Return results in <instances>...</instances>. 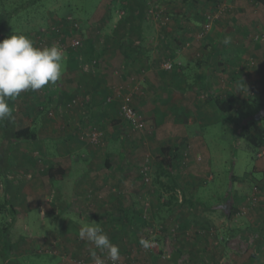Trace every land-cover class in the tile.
Instances as JSON below:
<instances>
[{"label": "rangeland", "instance_id": "obj_1", "mask_svg": "<svg viewBox=\"0 0 264 264\" xmlns=\"http://www.w3.org/2000/svg\"><path fill=\"white\" fill-rule=\"evenodd\" d=\"M6 1L13 7L22 2ZM36 1L13 17L10 33L6 37L23 34L37 47H50L44 41V34L46 29L54 30L60 37H55L52 45L63 48L66 55L70 52L68 47L72 41L82 39L72 31L79 24L92 25L89 21L98 14L100 16L93 27L101 25L105 32L108 25L105 19L109 13L112 14L115 4L114 0ZM125 2L127 9L126 6L118 8L112 23H130L134 29L130 34L120 32L124 35L118 38L124 43L130 39L136 42L134 37L141 32L138 31L140 25L145 29L142 35L149 40V46L159 41L160 58L158 65L144 63L138 68L139 75H151L154 83L142 82L141 79L133 83L138 87L137 90L133 86L138 91L136 94L125 87L120 91L122 96L133 93V100L137 95L138 101L144 98L148 102L144 108L153 117L150 119L147 113H141L146 126L140 131L132 130L122 116L124 122L117 120L114 124L106 119L107 123L98 126L101 131L91 129L90 133L96 130L102 134L101 144L97 146L103 153L102 164L97 163L99 167H103L108 154L113 160L111 168L104 166L98 172L113 173L111 177L115 174L116 177L113 186L103 180L102 186L96 188L98 191L95 194L99 195L102 206L99 209H82L85 221L78 211L71 208L69 200H66L69 208L65 211L59 210L58 206L55 210L51 208L50 204H57V193L53 196L48 194L51 202L44 198H37L31 204L26 202V208H33L28 218L17 217V206L11 203L13 194L8 192L9 189L13 192L9 186L14 184L10 182L14 176L7 172L0 175V201L7 199L15 210L14 214L9 206L4 212L0 209V221L10 223L13 218L17 219L15 228L11 230V240L17 244L14 262L26 264L33 259L35 262L29 264L95 263L87 256L73 257L69 262L62 257L60 248L53 246L56 250L54 255L38 244L39 238L43 237L47 243L53 235L61 239L63 229L67 228L63 224L73 221L80 230L84 225L101 227L120 249L118 264H195L191 262L193 258L198 259L197 264H264V148H252L243 128L256 113L264 88V0ZM120 14L124 15L121 17ZM208 16L212 19L207 27L205 20ZM68 17L70 26L67 29ZM63 27L65 29L61 30ZM226 35L231 37L229 45L222 43ZM106 41V38L104 41L100 39V47ZM207 44L208 47L205 46ZM188 54L191 62L182 65L185 67L183 80H173L166 88L168 90H162V82L170 80V71L178 64L179 58L183 56L186 59ZM166 64L172 65V69L167 70ZM160 72L162 74L157 78L155 74ZM133 78L135 80L136 76ZM188 85L193 87L192 93ZM56 86L61 88L58 82ZM159 89L171 96L166 94L161 97ZM197 92L201 94L195 96ZM40 93L41 90H29L16 98V127L29 122L26 115L29 116V110L34 108L30 98L38 104V111L43 112L41 116L47 113L54 115L53 109L47 112L46 106L43 110L40 108ZM222 95L233 106L227 114L213 105V97ZM120 100L119 106L117 104L119 113ZM113 102L114 99L107 101ZM164 147L170 148V156L175 160L174 174L180 184L176 191H162L155 183L156 160L163 154ZM18 160L22 164L24 156ZM109 179L111 182L112 178ZM166 182L171 181L166 179ZM60 183H53L55 189L60 188ZM68 187L73 194L74 189L71 185ZM182 189L195 202L199 200L204 205L192 207L182 201L170 204L168 199L171 195L180 198ZM22 209H25L24 206L19 208ZM132 211H136L132 214L136 223H124L126 213ZM42 214H46L44 222L40 220L39 215ZM88 215L92 218L89 219ZM24 220H28L30 225H24ZM75 229V226L69 227L70 234H75ZM23 237L31 241L33 252L39 256L29 257L30 244L25 243ZM141 237L154 238V247L142 248L139 244ZM33 238L34 242L30 240ZM89 248V243L84 241V250L89 253ZM6 262L0 254V264ZM105 264H111V261L106 260Z\"/></svg>", "mask_w": 264, "mask_h": 264}, {"label": "crops", "instance_id": "obj_2", "mask_svg": "<svg viewBox=\"0 0 264 264\" xmlns=\"http://www.w3.org/2000/svg\"><path fill=\"white\" fill-rule=\"evenodd\" d=\"M99 16L100 15L97 14V16L92 17L89 21V24L92 25L86 26L84 24H79V26L72 31L73 34H76V37L80 36L82 40L85 41V46L76 52L67 53L64 71L60 79L63 82H60V80L58 81L61 88L56 86L57 83L55 85L50 83L48 91L40 89L42 93V95L41 93L38 95L40 108L42 109L46 106V111L53 109L54 115L50 116L47 113L41 116L43 112L38 111V104L34 101V98L29 99L34 108L29 110V116L26 115L27 113L24 111V115L27 116L26 119H29V122L27 121L23 127L29 126L35 129L38 134V140L36 142H11L9 155L12 164L9 165V163H7V167H9L5 173H12L14 176V179L10 181L11 183L14 182V184L9 186L13 189L14 193L11 189H9L8 192L13 194V198L10 200L12 204L17 206V217L23 216L28 218L29 211L33 208H26V202L31 204L33 201H36L37 198H44L45 201L51 202V198H47L48 194L51 193L53 196L54 193H57V204H50L51 208L55 210L57 208L56 206H58L59 210L65 211L69 208V204L66 203V200H69L71 208L78 211V215H80L85 221L84 213L82 212L81 214L82 209H99V206H102L101 202L98 200L99 195L95 194V191H98L96 188L102 186L103 180L108 182V185L113 186L115 183L116 174L111 177L113 173L98 172L99 170H103L108 160H110L109 163L113 166V160L111 159L110 154L105 156L107 159H105L103 167L100 168L97 163L100 162V164H102L101 160L103 158V153L101 149L100 151L97 149V146L101 143L92 142L87 134L90 133L91 129H99V127L102 126V123L108 122L107 120L114 124L118 122L117 120L124 122L121 119L119 107L117 108V104L119 106L118 101L122 98V92L120 90L125 87L126 89L129 88V90L135 91L133 86H136L133 83H137V81H141V79L142 82L145 80L151 83L155 82L151 75H139L138 68L144 63L158 65L160 58L158 48L160 47V43L157 41L149 46V40H145V36L142 35L145 29L143 30L140 25H138V31L141 32L137 37H134L136 42L130 39V41L127 40L124 43V41L120 40L118 36L120 37L124 35L119 34L120 32H127L128 34L132 33L134 28L129 25L130 23L118 22V25L115 23L109 31L111 32L109 35H107L106 31L101 32L100 34H95L92 29L96 27H93V25L96 24ZM120 16L122 17L123 14H120ZM66 23V28L68 29L70 26L69 17ZM62 29L64 30L65 27ZM104 38H106L107 41L103 44V47H100L101 43L99 41L100 39L104 41ZM148 48L151 50L147 51ZM72 55L75 57H72ZM95 58L99 64L93 71H91V73L82 70L80 60L88 61ZM189 58V54L186 55V59L183 56L179 58L180 61L178 60L177 65L181 67L180 71L177 73H175L176 70L174 69L170 71V80H168V82H172L173 80H183L185 77V67H182V65H188L191 62ZM201 62L202 61H200V63ZM86 63L87 62H81L83 67ZM144 73L146 72L144 71ZM161 74L162 72L155 75L159 78V75ZM134 76H136L135 80H133ZM208 78L209 77H207V79ZM212 82H214L213 79ZM63 84L64 88H62ZM164 84L165 83L162 82L161 85ZM136 88L138 90V87ZM166 88L167 87L162 86L161 89L168 90ZM161 89L158 90L161 97H164L166 94L168 95V93H161ZM189 91L192 93L193 89L191 88ZM137 92L135 91L134 93L136 94ZM200 94V92H197L195 96ZM109 96L114 99L113 103H107V97ZM16 98L12 101L15 126L18 124V120L14 116V102ZM74 98L78 99L77 103H72V99ZM136 98L134 99V105L137 110L140 111V113H147L144 106L148 104V102L144 101L145 99L143 97L141 101H138ZM179 106H181V103ZM185 107L190 108L188 106ZM32 111L33 113H31ZM147 117H150L151 119L153 116L147 113ZM99 130L101 131V129ZM105 136L106 134H104V138ZM21 147H23V149ZM22 156H24L25 160H22L21 164L18 162V159ZM54 163L60 164L66 170L64 179L60 181L59 189H55L53 186V183L55 182L50 178L48 173H46L47 169L52 167ZM35 165H37V169L35 168V170L31 171ZM42 166L44 167V170H42ZM22 168L25 170H21ZM39 169L41 171H39ZM109 178H112L111 182ZM73 183H75L74 187ZM68 185H71V188L74 189L73 194L69 190ZM16 194L18 195V198L16 197ZM21 196L25 197L20 198ZM19 202L22 204H19ZM23 206L25 211L23 209L22 211L19 210V208ZM39 216L40 220L44 222L46 214ZM87 217L91 219L92 215H88ZM15 222L17 223V219ZM23 224L30 225L28 220H24ZM63 225L67 226V228L63 229L64 231L60 235L61 239H58V236H55L52 233L53 236H51V240H48V243L47 239L43 237V239L39 238L40 241H38V244L43 245L44 248H46L47 253H53L54 255H56V250L53 246L60 248L62 257L69 260V262L73 257H90L89 253L84 250V241L79 238L80 229L78 226H76L73 221H67ZM71 226L76 227L75 234H70L69 227ZM30 240H33L34 242L35 239L33 238ZM12 241L14 247L17 248V244H15L14 240ZM23 241L30 244V258L33 256H39L38 253L33 252L34 247L31 246V241H29V239L23 237ZM30 260L25 263L29 264L30 262H35L33 259ZM197 261L198 259L194 258L191 260V262H195V264H197Z\"/></svg>", "mask_w": 264, "mask_h": 264}, {"label": "trees", "instance_id": "obj_3", "mask_svg": "<svg viewBox=\"0 0 264 264\" xmlns=\"http://www.w3.org/2000/svg\"><path fill=\"white\" fill-rule=\"evenodd\" d=\"M35 1L36 0H22L20 4L15 5V7H13L10 4H8L6 0H0V40H3L4 38H6V36L10 33V30H11L10 26H11L13 17L16 14H18L21 10L28 9L30 5L37 2ZM190 1H193V0H190ZM114 3H115L114 9L111 10L112 14L111 15L109 14L110 18L107 17V19H105V21H107L108 23V25L105 26V31L107 35L111 33L109 31L112 29V26L115 24L112 22H113V18L116 15L118 8L120 7L123 8L126 6V9H127V4L125 0H114ZM113 11H115V14L113 13ZM207 20L208 19L205 20V23H207ZM142 22H143V19H142ZM99 23H102V22H99ZM108 27H109V31H107ZM54 28H57V27H54ZM46 30H47V33L44 34V36H46L44 37V41H46L49 46H52L53 39L57 36L60 37V35L57 31L50 30V29L49 30L46 29ZM61 30L63 29L61 28ZM102 30H103V26L101 25H98L92 29L93 33L95 34H100L101 32H103ZM78 39L80 41V45L74 46L73 42ZM75 40H73L70 47H68V50L70 52L77 51L79 49H82L83 46H85V41H83L82 39L77 38ZM205 46L208 47L209 44ZM150 50L151 49L148 48L147 51H150ZM94 61H97L96 58L93 60H88V61L80 60V66L82 70H84L87 73L89 72L91 73V71H93L95 67L97 66L95 65L96 63L94 64ZM81 62L83 63L87 62V63H90L92 65L94 64V65L93 66L90 65L89 70L86 71L83 68V65L81 64ZM180 68L181 67L179 65H176L174 68V70H176L175 73L179 72ZM49 84L45 85L42 89L45 91H48L49 86H50ZM171 84H172L171 81L170 82L167 81L162 86L168 87ZM191 88L193 89L191 85H188V89H191ZM12 101L13 99L9 100V106L13 109ZM213 105L217 107V109H219L223 114H227L233 110L232 104L220 96L213 97ZM253 115L254 116H252L250 120H248L243 125V128L245 131L244 132L245 138L249 141L251 147L257 150L260 148H264V88L261 93V103L258 106L256 113H254ZM0 133L2 137L1 144H0V175H3L4 172L7 170V168L9 167V166L7 167V163L11 165V158L9 155L10 148H11L10 147L11 142H14V143L16 142L20 143L22 141L36 142L38 140V134L35 129L29 126L16 127L13 119L0 121ZM162 152L163 154L157 156V160H156L157 165L154 169L155 183L158 187L161 188L162 191L163 190L169 191V192L176 191V188L180 187V184L177 181V178L174 174L175 173V162H174L175 160L170 156L169 147H164L162 149ZM109 161L110 160H108V162L105 165V167L107 168H111L112 166L109 163ZM35 168L37 169V165H35L31 171L35 170ZM21 170H25V169L22 168ZM42 170H44L43 166H42ZM39 171L41 170L39 169ZM46 173H48V175L50 176V178L53 179L54 182H58L64 179L66 170L60 164L54 163L52 167L47 169ZM166 179H169L171 182H166ZM255 179L257 178L255 177ZM181 193H182L181 194L182 196L180 198L179 196L176 197V195L172 194L171 199H168V202H170V204L173 205L174 202L182 201L183 204H188L192 207H196L197 205H204V203L199 200L195 202L194 198L189 197L187 192L184 189H182ZM7 206H9V210H11L12 213L15 214L14 206L7 199L4 201H0V209H2L3 212L7 209ZM135 213L136 211H132V213L130 214L126 213L124 223L126 224L136 223L134 219L135 215L132 216V214H135ZM14 222H15L14 218L12 219V222L10 223H4V220L0 221V254L4 257V260L7 261L6 264H19L18 263L19 261L16 263L14 262V257H17V256H15L14 254L15 247H14L13 241L11 240V230L14 227ZM259 242H261V240H259ZM258 245H261V243H258ZM257 255L255 253V256L259 258V255L258 256ZM9 259H12V260H9Z\"/></svg>", "mask_w": 264, "mask_h": 264}, {"label": "clouds", "instance_id": "obj_4", "mask_svg": "<svg viewBox=\"0 0 264 264\" xmlns=\"http://www.w3.org/2000/svg\"><path fill=\"white\" fill-rule=\"evenodd\" d=\"M222 43L229 45L231 37L226 35ZM65 60L63 48L57 45L37 47L23 34L0 40V121L14 119L10 99L25 91L40 90L49 83L55 85L61 79ZM79 238L89 243V255L95 264H105L106 260L118 264L120 261V249L101 227L84 225ZM139 244L147 250L154 247L155 240L141 237Z\"/></svg>", "mask_w": 264, "mask_h": 264}, {"label": "built area", "instance_id": "obj_5", "mask_svg": "<svg viewBox=\"0 0 264 264\" xmlns=\"http://www.w3.org/2000/svg\"><path fill=\"white\" fill-rule=\"evenodd\" d=\"M145 1L150 2L151 0H145ZM211 19H212V16H208L207 27L210 25L209 23L211 22ZM202 34H203V32H202ZM73 45L74 46L80 45L79 39L75 40L73 42ZM94 64L97 65V61H94ZM90 65H92V64L86 63L83 68L85 70H89ZM165 66H166V68L172 67V65H169V64H166ZM112 100H113L112 97H109L107 99L108 102H112ZM74 102H75V100H74ZM120 114L123 117V119H125L129 123V125L132 127L133 130H143L145 128L144 118L136 110V108L134 106L132 93H125L122 96L121 105H120ZM87 135L91 139L92 142H94V143L101 142V138H102L101 132L94 130ZM145 169H148V167H145ZM78 264H90V263L81 261Z\"/></svg>", "mask_w": 264, "mask_h": 264}, {"label": "bare ground", "instance_id": "obj_6", "mask_svg": "<svg viewBox=\"0 0 264 264\" xmlns=\"http://www.w3.org/2000/svg\"><path fill=\"white\" fill-rule=\"evenodd\" d=\"M165 68H166V66H165ZM167 70H170V69H172V67L171 68H166ZM74 100H75V102H74ZM78 102V99H76V98H74V99H72V103H77ZM133 103H134V100H133ZM135 106V105H134ZM135 108H136V106H135ZM137 110V109H136ZM138 111V110H137ZM139 112V111H138ZM140 113V112H139ZM141 114V113H140ZM142 115V114H141ZM144 118V117H143ZM125 120V119H124ZM126 121V120H125ZM145 121V120H144ZM128 123V122H127ZM129 124V123H128ZM130 126V125H129ZM145 126H146V123H145ZM131 127V126H130ZM131 129H132V127H131ZM133 130V129H132ZM135 131H140V130H135ZM87 263H89V262H87ZM90 264H95V263H90Z\"/></svg>", "mask_w": 264, "mask_h": 264}]
</instances>
